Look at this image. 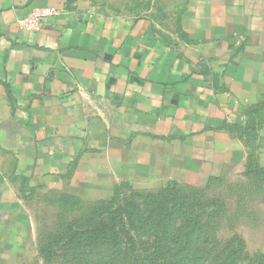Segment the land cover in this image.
<instances>
[{
	"label": "crops",
	"instance_id": "1",
	"mask_svg": "<svg viewBox=\"0 0 264 264\" xmlns=\"http://www.w3.org/2000/svg\"><path fill=\"white\" fill-rule=\"evenodd\" d=\"M36 7L54 13L19 28ZM250 161L264 0H0V236L33 204L203 187Z\"/></svg>",
	"mask_w": 264,
	"mask_h": 264
},
{
	"label": "rangeland",
	"instance_id": "2",
	"mask_svg": "<svg viewBox=\"0 0 264 264\" xmlns=\"http://www.w3.org/2000/svg\"><path fill=\"white\" fill-rule=\"evenodd\" d=\"M258 166L203 187L173 182L102 202L33 204L29 227L0 236V264H264Z\"/></svg>",
	"mask_w": 264,
	"mask_h": 264
},
{
	"label": "built area",
	"instance_id": "3",
	"mask_svg": "<svg viewBox=\"0 0 264 264\" xmlns=\"http://www.w3.org/2000/svg\"><path fill=\"white\" fill-rule=\"evenodd\" d=\"M54 13L49 7L33 8L25 17L20 18L17 22L19 28L28 31L38 30L44 17Z\"/></svg>",
	"mask_w": 264,
	"mask_h": 264
},
{
	"label": "trees",
	"instance_id": "4",
	"mask_svg": "<svg viewBox=\"0 0 264 264\" xmlns=\"http://www.w3.org/2000/svg\"><path fill=\"white\" fill-rule=\"evenodd\" d=\"M264 170V169H263Z\"/></svg>",
	"mask_w": 264,
	"mask_h": 264
}]
</instances>
